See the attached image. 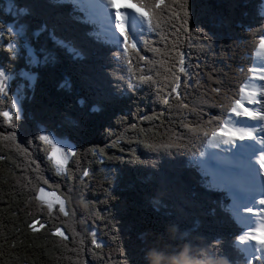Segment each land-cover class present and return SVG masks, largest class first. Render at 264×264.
Masks as SVG:
<instances>
[{
	"label": "trees",
	"instance_id": "obj_1",
	"mask_svg": "<svg viewBox=\"0 0 264 264\" xmlns=\"http://www.w3.org/2000/svg\"><path fill=\"white\" fill-rule=\"evenodd\" d=\"M15 2L33 9L30 22L39 32L32 36L38 60L33 64L25 54L24 60L9 64L7 53L0 51V64L8 73L17 79L20 71L36 77L34 85L23 80L29 87H24L21 96L15 141L8 138L12 128L0 116V264H214L216 244L207 239L212 229L202 232L199 225L231 228L228 196L210 184L209 174L193 157L210 136L203 127L196 133L181 125L195 122L198 113L206 127L225 123V106L236 99L239 89L235 91L234 86L244 79L230 61L242 58L252 24L258 26L256 35L264 33V18H256L259 0H186L185 28L190 32L181 34L180 41L188 75H182L185 83L179 89V101L175 94L168 97L170 88L165 86L171 83L165 80L170 76L166 53L177 40L168 18L172 10L179 11L178 3L161 13L158 29L148 23L138 33L137 49L129 50L123 59L124 53L98 29L84 1L72 0L84 22L79 25L70 23L69 9L61 7L66 0ZM165 3L171 5L173 0ZM15 14L12 0H0V21H10ZM53 25L83 51L85 59H76L53 43ZM7 27L5 23L0 33L4 35L0 44L5 47L9 39L19 40ZM202 45L210 56L202 55ZM222 50L224 56L219 58ZM225 57L230 58L226 64H232L231 69L222 68ZM243 60V68L251 69L248 57ZM140 75L151 76L154 82L137 80ZM212 88H219L220 93H212ZM13 91L0 95V112L10 109ZM164 98H169L168 104L162 103ZM181 104L188 107L181 108ZM41 128L72 143L76 156H69L63 172L55 169L48 157L50 149L39 141ZM17 145L27 148L29 155ZM84 170L89 171L88 177ZM38 175L48 184L38 180ZM40 187L62 197L66 211H50L37 200ZM180 188L184 193L187 188L198 207L185 226L188 208L182 215L181 206L186 203L178 194ZM33 221L39 222L36 230L29 227ZM57 227L63 236L53 234ZM177 229L182 242L172 244ZM204 235L206 239L197 240ZM211 239L221 243L224 237L216 234ZM194 242L192 252L188 251ZM226 263L245 264L237 256ZM253 264H264V260Z\"/></svg>",
	"mask_w": 264,
	"mask_h": 264
},
{
	"label": "snow or ice",
	"instance_id": "obj_2",
	"mask_svg": "<svg viewBox=\"0 0 264 264\" xmlns=\"http://www.w3.org/2000/svg\"><path fill=\"white\" fill-rule=\"evenodd\" d=\"M186 0H173L171 5H166L165 0H104L106 9L109 13V17L111 21L112 30L118 34V37L122 39L121 47L123 48L124 56L123 59L127 57V53L129 50H136L137 44L128 39L127 30H126V13L131 12L136 13L142 19H144L149 24H152L156 29L160 27V22L162 19L161 13L166 10V8H175L177 3L179 6V11L172 10L170 12L168 22L172 24L174 35L177 37V40L173 42L170 49L166 53L168 57L169 67L167 71L170 73V76H165V80H170V84H166V87L170 88V92L168 93V97H171L175 94L176 99L180 100L179 89L182 86V75L187 76V66H186V56L184 51L182 50V42L180 41L181 34L189 35V29L185 28L186 18H185V5ZM12 4L15 8L16 14L11 15L10 21H0V33H4L3 25L5 23L8 24L7 32L12 33L14 31V27L18 25V29H16V35L20 38L18 41H13L9 39L6 43V47L3 44H0V51L7 53V61L9 64L15 63L21 59H25V54L28 57H33L34 53V42L32 40L33 35H39V32L34 28L33 24L30 22V18H32L33 9L29 7L27 4L18 5L15 0H12ZM61 7H66L69 9L70 23L74 24H83L84 22L80 20L75 13L76 5L72 2V0H66V3L61 5ZM9 13L13 11V8L10 7L8 9ZM176 21H179V26H176ZM53 36L56 39L53 40V43L61 49L67 50L70 54L74 55L76 59L83 60L85 59V55L81 49H78L66 39L63 34H58L56 31V25H53L52 30ZM88 37H91V32L87 31L85 33ZM4 35L0 34V40H3ZM147 45V42L145 43ZM256 48L260 52H264V35H259L256 43ZM152 51H159L158 49H151ZM139 59L141 61H145L146 57L140 56ZM127 62V61H126ZM151 63V62H149ZM20 77L23 79L26 73L24 71H20ZM12 76L8 73L6 68L0 64V95L7 96V93L10 88V80ZM34 85V81L36 77L29 78ZM137 80H145V81H153L151 76L140 75L136 78ZM252 79L255 81L264 82V70L259 71L258 73H254ZM29 87L28 85H26ZM63 86V85H62ZM22 87V86H21ZM24 87V86H23ZM158 89V93H159ZM212 93L219 94V88H212ZM25 99V97L23 98ZM162 103L168 104L169 98H164ZM181 108H187L188 105L181 104ZM259 108V110H257ZM21 110H22V101H20V106H17L16 99H12V103L9 110L0 112V116H2L7 124L12 128V131L8 133V138L10 140H16V131H15V122H17L21 118ZM96 111V108L92 109ZM230 114H235L237 116H245V117H264V84L243 86L239 88L238 98L232 100L231 105L228 107ZM192 111L196 114V109H192ZM202 114L198 113L197 120L191 124L182 123L181 127L185 130L199 133V130L203 125L201 124ZM205 135H209L212 139H221L223 141H231L235 138H242L247 135H251L250 132H247L240 128L230 127L227 124L221 123L218 124L215 128L211 129L210 132H205ZM3 135V133H0ZM175 137L183 138L182 134H174ZM39 141L46 144L50 149L48 151V157L57 165L58 168L64 169V167L68 164L69 156H76V152L72 150H65L61 148L58 142L52 138L50 135L44 133L38 137ZM31 145V141L28 142ZM115 147V145H112ZM17 148L21 151V153L25 155H29L27 148H20L17 145ZM96 153H94L95 155ZM99 155L103 157L104 150L100 151ZM34 163V161H32ZM223 163V161H222ZM256 164L259 165L260 174L264 175V153H261L256 160ZM36 172L39 173V166H36ZM84 177L89 176V171L84 170ZM38 180H42L46 185L48 184L47 179L43 177V175H38ZM46 197H50L51 199H46ZM36 199L47 204L48 208H52V202L55 201L60 205V212L65 211V204L59 196L56 195L55 192H46L44 187H40L37 194ZM260 204L264 205V200L259 201ZM247 213L255 215L257 212L264 214V207L259 209L247 208L245 209ZM38 221H33L29 227L34 230L37 229ZM43 227V225H40ZM55 236H63L64 233L61 231V228L57 227L53 233ZM95 234L93 233V236ZM238 242L243 243L246 239L247 241L253 242V244L257 245V251L260 252V259L264 260V215H262V222L257 227H250L246 230V233L238 237ZM95 244L96 241L93 240ZM228 256L230 260L232 258ZM255 258V257H254Z\"/></svg>",
	"mask_w": 264,
	"mask_h": 264
},
{
	"label": "rangeland",
	"instance_id": "obj_3",
	"mask_svg": "<svg viewBox=\"0 0 264 264\" xmlns=\"http://www.w3.org/2000/svg\"><path fill=\"white\" fill-rule=\"evenodd\" d=\"M82 1H84L87 4V7H88L91 15L97 19V21H98L97 23H99L98 29H100V31L103 34H105L106 36H109L114 42H116L118 48L121 50L120 52L122 53L123 52V48L121 47L122 39L118 37V34H116L110 26L111 23H113L114 21L110 20L109 13L106 9L104 0H82ZM259 2H260V4H258V6H257L256 18L262 20V17L264 18V0H259ZM126 15H127V20L125 23H126V30L128 33L127 34L128 39L131 40L132 42L138 44V39H137L138 33L144 27H146L148 25V22H146L144 19H142L136 13L131 12L130 10L128 13H126ZM262 24H263V22L261 23V25ZM18 27L19 26L16 25L14 27V31L12 33L14 34V37H16L17 39H20L16 35V29H18ZM256 28L258 29V26L257 25L253 26V24H252V28L250 30H248V32H250L251 34L245 40V41H247V44L245 43V47H244L245 50L242 54V58H238L237 60H236V58H233L230 61V58L225 57V60L222 61V62H224L222 65V68H226V70L231 69L232 64L231 65L226 64L227 63L226 61H228V62L230 61L234 64L235 69L238 70V74H243L242 77L244 79H243L242 83L239 86H237L236 89L234 86L235 91L237 89H239L241 87V85H243V84H244L243 86H249V87H251L252 85L259 86L260 84H264V82H262V81H258V80L255 81L252 79V76L254 73H258L259 71L264 70V52H260L255 46L257 43V39H258V35H256L258 32L255 31ZM167 32L169 33L168 35H170L171 30H167ZM172 33H173V31H172ZM262 34L264 35V33H262ZM174 40H175V38H174ZM203 45H202V47H200L202 55L210 56L211 52L207 49L206 46H203ZM253 50H255V53L253 52L251 54L250 51H253ZM222 56H224L223 50L221 53H218L219 58ZM216 57L217 56L215 54V57H213V58H216ZM246 57H248V62L252 66L251 69L248 68L247 70H246V68H243V65L244 66L246 65L244 63L243 59ZM30 59H31V63H33V64H36V61L38 60L35 57L34 53H33V57H31ZM202 63H203L202 65H206L205 62L202 61ZM24 72L26 73V75L24 76L23 79L20 77V75H19V79H17L12 74L9 73L12 76V79L10 80L9 91L12 88L14 89L13 94H12V99H16L18 107L20 106L21 96L23 95L24 87L26 86L23 83V80H26L27 83H32V81L29 78L34 77L29 72H27V71H24ZM12 83H14L15 85L13 86ZM16 84L18 85L17 87H16ZM193 85H196V82ZM11 86H13V87L11 88ZM228 95H230V94H228ZM236 98H238V96ZM229 102L231 105L232 99L229 100ZM229 106H225L226 110H227L226 113H228V115H227V119H225L226 121L224 124H227L230 127L240 128V129H243V130L248 132L250 125H253L255 122H257V120H258L257 117H260V116H257L256 118H252V117H245L243 115L237 116L235 114H230V112L228 110ZM257 110H259V108H257ZM229 123H230V125H229ZM260 123H261V120L258 123V125L262 127L263 123L262 124H260ZM202 125H203L204 133L210 132L211 129L214 128V126H211L210 128L206 127V126H204V123ZM258 128L260 130V127H258ZM259 130L256 132H252V134L249 135L248 137H246V136H244L242 138L238 137V138H235L234 140H231V141H223L219 138L212 139L211 137H208L209 136L208 135L207 141L205 142L206 144H204L202 147L203 149L201 150L198 147V149L193 153V157H195L197 159V161L200 163L202 169L206 170L207 173L209 174L210 184L214 185L218 190L223 191L227 194V196H228L227 207H228L230 214H231V217L233 219V222L231 221L232 222L231 228H229L228 225L226 228H222V227H218V226H212V225L207 226L206 224H202V223L199 225V229L201 227H202V229H204L202 232H206V231L212 229L211 236H208V238H207V236L204 235V236L199 237V238L197 237L198 238L197 240L200 241V239L204 240L207 238L216 244L214 246V249L216 250V254H217L216 259L217 260L214 262V264H224L225 262H228L229 258L227 255L224 254V253L228 254V252L231 254V258L237 256V258L240 261L244 262L245 264H253L254 261L261 260L260 259L261 254L259 251L256 250L258 247L257 245L253 244V242H251V241H247L246 239L243 241V243H239L237 238L243 236L246 233V230L248 228H250L248 217H250L252 214L247 213L245 211V209H247V208L259 209L261 207H264V205L259 203V201L264 200V191L255 187L256 183L264 181V175L260 174L259 165H255V162H253L252 166L248 167L247 163L242 164L240 166L238 163H235L234 161L230 160V162H231L230 163L227 160V157L235 158V155H236V150H234L233 152L231 151L232 150L231 144L229 146L230 142L234 143V145H233L234 147L235 146L239 147L240 145L238 143H240V142L244 143L247 147H249V145H253V143H254V146H255L254 150L250 147L251 148L250 151L253 150L251 156H253L254 154L255 155L258 154V150L262 148V145L259 146V143L256 144L257 137H261V134H260L261 131L259 132ZM40 133L41 134L46 133V134L50 135L52 138H54L58 142L59 146L65 150H72V148H73L72 143H70L69 141H67L64 138H56L55 136H53L52 134L47 132L44 128L40 129ZM262 141L264 143V139ZM222 142H224L223 145L220 144ZM219 150H221V151H219ZM245 157H246V155L244 154V158ZM68 160H69V157H68ZM250 160H252L251 157H249V161ZM222 161H223V163H222ZM52 163L58 172H63L65 170V167H64V169L58 168L57 165L54 163V161H52ZM180 186L182 187V185H180ZM45 191L46 192H55V191L49 190L47 188H45ZM178 194L180 195V198L182 199V201H185V203H186L185 205H183V207L181 206V214L182 215L184 214V212L182 210H187V208H188L187 213L183 217L184 222L182 223V225L185 226L187 224V222H190V217L195 212L194 208H196V210H197L198 207H196V201H194V198H192L188 195L187 188H186V193H184L182 191V188H180L178 191ZM56 195L59 196L57 193H56ZM188 197H189V199H193V200L190 201L188 199ZM46 199H51V198L46 197ZM60 199H62L64 201L65 211H66V202L62 197H60ZM205 202H207V201L205 200ZM41 203H43L44 205L47 206V204H45L44 202L41 201ZM54 209L60 210V205L58 203H56L55 201L52 202V208L50 209V211H52ZM216 211L220 214L219 208H217ZM262 215H264V214L257 212L255 214L254 219L257 220L258 223H261L262 222ZM237 230H239L238 235L236 233ZM216 234H221L224 237V239L221 241V243H219L218 240L211 239V237L216 235ZM166 236L167 235H165V239H166ZM168 237L171 238V234L168 233ZM168 237H167V239H169ZM235 237H237L235 239V241L231 242ZM172 238H173L172 244L173 243L174 244H181V242H182L181 241L182 240L181 230L177 229L176 235H173ZM190 240H191V238L188 239V241H190ZM195 245H196V242H194V245L193 244L189 245L190 247H189L188 251L192 252V247ZM220 254L224 258H221ZM191 257H192L191 259H193V260L195 259L194 256H191ZM218 260H219V262H218ZM201 262L205 263L204 260H202ZM194 264H198V261L195 262ZM226 264H228V263H226Z\"/></svg>",
	"mask_w": 264,
	"mask_h": 264
},
{
	"label": "bare ground",
	"instance_id": "obj_4",
	"mask_svg": "<svg viewBox=\"0 0 264 264\" xmlns=\"http://www.w3.org/2000/svg\"><path fill=\"white\" fill-rule=\"evenodd\" d=\"M141 28V27H140ZM111 41V40H110ZM116 43V42H115ZM252 118H256V117H252ZM258 118V120H257V122H255L253 125H250V127H249V129H248V132H250L251 134H252V132H256V131H258L259 130V128L258 127H260V130H259V132H260V134H261V137H257V140H256V144H258L259 143V146H261L262 145V148L261 149H257L258 150V154H254L253 156H251L252 155V151L254 150V143H253V145H249V147H247L244 143H242V142H240V143H238L240 146L239 147H237V146H233L234 145V143H232V142H230L229 143V146H230V144H231V151L233 152L234 150H236V155H235V158H229V157H227V160L230 162V160L231 161H234L235 163H238L240 166L242 165V164H245V163H247V165H248V167L249 166H252V164H253V162H255V165H257L256 164V160H257V158L259 157V155L261 154V153H264V143H263V139H264V117H257ZM260 120H261V123L260 124H262L263 123V125H262V127L261 126H259L258 125V123L260 122ZM249 135H247L246 137H248ZM223 143L224 142H222V143H220L221 145H223ZM253 149L252 151H250L251 150V148ZM209 151V150H208ZM219 151H221V150H219ZM244 154L246 155V157L244 158ZM210 157V156H209ZM249 157H251L252 158V160H250L249 161ZM231 163V162H230ZM256 186L255 187H257L258 189H261L262 191H264V181L263 182H258V183H256L255 184ZM255 218V215H251L250 217H248V220H249V225H250V227H257V226H259V224L260 223H258L257 222V220H255L254 219ZM243 233V232H242Z\"/></svg>",
	"mask_w": 264,
	"mask_h": 264
}]
</instances>
